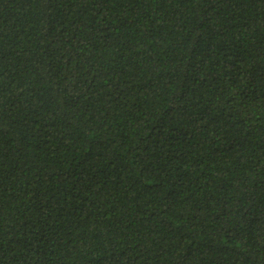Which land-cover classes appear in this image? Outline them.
Here are the masks:
<instances>
[{
	"label": "trees",
	"instance_id": "trees-1",
	"mask_svg": "<svg viewBox=\"0 0 264 264\" xmlns=\"http://www.w3.org/2000/svg\"><path fill=\"white\" fill-rule=\"evenodd\" d=\"M0 264H264V0H0Z\"/></svg>",
	"mask_w": 264,
	"mask_h": 264
}]
</instances>
